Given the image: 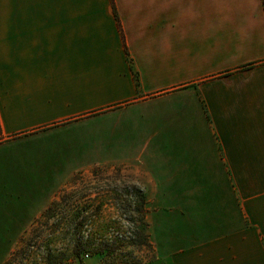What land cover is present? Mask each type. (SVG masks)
Listing matches in <instances>:
<instances>
[{"label":"crops","instance_id":"0c3cea01","mask_svg":"<svg viewBox=\"0 0 264 264\" xmlns=\"http://www.w3.org/2000/svg\"><path fill=\"white\" fill-rule=\"evenodd\" d=\"M104 166L159 264H264V0H0V264Z\"/></svg>","mask_w":264,"mask_h":264},{"label":"rangeland","instance_id":"374dc122","mask_svg":"<svg viewBox=\"0 0 264 264\" xmlns=\"http://www.w3.org/2000/svg\"><path fill=\"white\" fill-rule=\"evenodd\" d=\"M45 180V187L54 186L53 179ZM139 189L119 167L78 175L57 193L59 204L42 214L5 264H159L145 214L142 221L136 211ZM75 247L84 251L81 258ZM99 247L106 252H97Z\"/></svg>","mask_w":264,"mask_h":264},{"label":"trees","instance_id":"16d2710c","mask_svg":"<svg viewBox=\"0 0 264 264\" xmlns=\"http://www.w3.org/2000/svg\"><path fill=\"white\" fill-rule=\"evenodd\" d=\"M115 13H116V9H115ZM116 16H117V15H116ZM253 66H254V64H251V65H248L247 68H252ZM76 178H78V176L75 177L74 179L76 180ZM136 194L138 195V199H139L138 204H137V209H136V211H137L141 216L143 215V218H141V220H142V219L144 220V214H145V211H146V209H145L146 195H145V193H144L142 190H140V189L136 192ZM58 204H59L58 201H54V202H53V203L47 208V210L43 213V215H44V216H47V215L49 214V212H51V211L53 210L54 206L56 207ZM43 215H42V216H43ZM143 220H142V221H143ZM140 235H141V237H144V236H145V235H143V233H141ZM144 238H145V237H144ZM146 243H147V240L144 239L143 244H146ZM98 250H99V251H97V252H99V253H101V254H103V253L106 252V248H104V247H99ZM74 252H75V255H76L78 258H81V256L83 255V252H84V251H83L82 249L78 248V247H75V248H74ZM14 256H16V253L14 254Z\"/></svg>","mask_w":264,"mask_h":264}]
</instances>
